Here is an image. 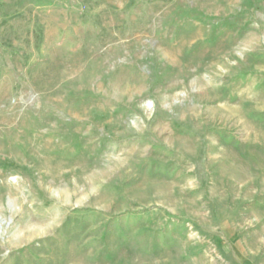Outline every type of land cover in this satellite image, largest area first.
I'll return each instance as SVG.
<instances>
[{
	"label": "rangeland",
	"instance_id": "obj_1",
	"mask_svg": "<svg viewBox=\"0 0 264 264\" xmlns=\"http://www.w3.org/2000/svg\"><path fill=\"white\" fill-rule=\"evenodd\" d=\"M0 264H264V0H0Z\"/></svg>",
	"mask_w": 264,
	"mask_h": 264
},
{
	"label": "trees",
	"instance_id": "obj_2",
	"mask_svg": "<svg viewBox=\"0 0 264 264\" xmlns=\"http://www.w3.org/2000/svg\"><path fill=\"white\" fill-rule=\"evenodd\" d=\"M44 41V30L43 26H39L37 30V45L39 46Z\"/></svg>",
	"mask_w": 264,
	"mask_h": 264
}]
</instances>
